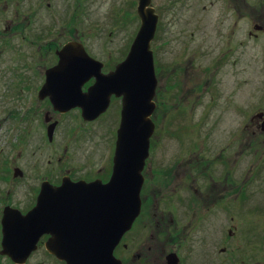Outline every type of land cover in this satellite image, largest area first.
<instances>
[{
  "label": "flooded vegetation",
  "instance_id": "1",
  "mask_svg": "<svg viewBox=\"0 0 264 264\" xmlns=\"http://www.w3.org/2000/svg\"><path fill=\"white\" fill-rule=\"evenodd\" d=\"M4 1L0 61L12 62L13 74L5 97L10 96V88L12 94L19 91V99L27 102L22 116L35 117L41 100L49 108L44 111L42 135L29 123L23 124L24 119L11 141L6 126L16 112L5 107L0 264H264V47L262 55L254 52L257 43L264 44V13L251 15L250 0H205L201 12L214 5L223 7L215 17L186 14L189 4L203 0H151L158 14L151 45L154 52L163 53L162 91L160 95L157 71L155 129L142 169L140 212L115 243L122 219L116 210L121 207L105 196L111 193L122 97L112 94L105 112L93 120H84L81 108L59 111L49 95L41 97L46 71L57 64L46 68L42 84V39L52 34L57 28L53 22L59 25L63 16L75 33L66 28L70 39L56 44V55L73 40L83 43L90 54L78 25L85 23L94 0H60L61 6L59 0ZM127 1L122 22L124 28L129 24L132 35L119 46H105L110 53L124 50L120 61L128 54L141 21L139 0ZM113 33L97 36L103 40ZM52 44L48 43L50 49ZM10 54L13 61H8ZM118 63L104 71L103 62V73L113 71ZM95 81V77L87 80L83 91ZM251 85L256 93L252 102ZM74 111L81 117L76 127L64 121ZM114 113L118 127L113 146L104 149L107 135L101 128L96 140L101 138L106 151L98 159L100 147L93 150L87 145L95 142L100 118L109 121L107 116ZM74 139L80 143L78 150ZM43 143L53 148L46 166L38 157ZM81 150L84 158L78 164L74 156ZM69 180L85 183V199L58 195ZM113 190L115 197L121 195V183L115 182ZM32 209L38 240L25 262L19 263L4 252L5 213L8 226H13L19 215ZM27 234H20L21 242ZM54 248L65 252L67 260Z\"/></svg>",
  "mask_w": 264,
  "mask_h": 264
},
{
  "label": "water",
  "instance_id": "2",
  "mask_svg": "<svg viewBox=\"0 0 264 264\" xmlns=\"http://www.w3.org/2000/svg\"><path fill=\"white\" fill-rule=\"evenodd\" d=\"M151 0H139L141 28L131 45L127 57L115 70L105 74L103 63L89 55L79 41H70L57 51L59 62L49 68L46 83L41 89V97L49 95L54 108L66 112L80 107L85 120H93L109 106L111 95L123 97L122 122L119 129L118 145L114 157L113 180L110 182L111 193L106 200H116L117 216L121 214V223L116 226L117 243L128 230L140 212V191L143 183L142 169L148 155L150 137L154 132L151 115L155 109L157 77L151 41L154 38L157 15L149 7ZM95 77L96 81L83 91L87 80ZM121 183V195L115 197L114 183ZM85 183L64 182L59 188V196L73 201L85 199ZM67 188V189H66ZM120 213V214H119ZM35 209L26 215H19L15 225L8 226V213H5L4 252L19 263L35 248L38 236L34 228ZM114 229V228H113ZM27 232L25 242L20 234ZM112 249V245L108 246ZM57 248H54L56 251ZM57 249V255L67 260V254ZM63 253V254H62Z\"/></svg>",
  "mask_w": 264,
  "mask_h": 264
},
{
  "label": "rangeland",
  "instance_id": "3",
  "mask_svg": "<svg viewBox=\"0 0 264 264\" xmlns=\"http://www.w3.org/2000/svg\"><path fill=\"white\" fill-rule=\"evenodd\" d=\"M196 1V0H195ZM208 1L203 0L202 2L199 3V5L197 4H189L186 7V14H199V13H203V14H207L211 17H215L221 13H223V7H220L219 5H214V6H210L205 12H201L202 6L204 3H207ZM126 3H128L127 0H94L93 4L90 6L91 7V13L89 16L86 17L85 23H81L78 25V28L80 29L81 32H85L84 35V39L82 41L85 42V45L87 46L86 48H88L90 54L103 61L106 65V67L104 68V71H107L111 68H114L115 64L118 63V61L120 62V58H122L126 52L121 51V53H110L109 51H107V48L105 49V46H119L120 44H122V42L127 38L130 39L131 35H132V28L129 26V24L126 26V28H124L125 24L123 25L122 19L124 14L126 13V11H128L127 9H129V7H126ZM58 5L61 6V1L59 0ZM250 14H261L264 13V0H250ZM5 1L4 0H0V32L5 31ZM63 12V11H61ZM61 23L58 25L55 22H53L54 26H55V30L52 31V34L47 37V38H43L42 39V51H41V68H42V84L44 82V71L46 70V68L54 63L57 62V55L55 53V49L57 47L58 44H63L65 43L67 40L70 39V34L66 33V28L69 27L72 31V35H74V31L75 28L72 24H68V22H65L66 19L63 18L62 16ZM52 20V19H51ZM140 22L138 21V27ZM60 28V30H59ZM190 30H192V28H190ZM109 31H114L113 33V37L111 38V36H107L105 38H102L103 40H100V38H98L97 35L102 36L104 34H107ZM2 39V37L0 36V40ZM264 42V38L263 40H261ZM113 42V43H112ZM48 43H53L52 44V48H49ZM57 44V45H56ZM2 47H4L5 50V43L3 42ZM252 46V45H251ZM254 52H259V55H262L261 52V48L264 47V44L262 42L257 43L255 46ZM12 50L10 49L8 52H11ZM252 51V50H251ZM5 54V52H4ZM155 60H156V68H158V76L160 78V89H159V94L161 95V91H162V86L161 84V77H162V70H161V65L163 63V53L161 50H158L157 52H155ZM171 55H173L171 53ZM8 57V54L7 56ZM253 57V54L251 53V58ZM12 54H10V59L8 61H13L12 59ZM4 59H5V55H4ZM252 62V61H251ZM11 67H12V62H1L0 61V71H1V75H3V77L1 78L2 80H0V125L3 127L0 130V155H4L5 154V107L7 105V108H13V110L16 112V114L8 121L7 126H6V133L9 134L10 140L12 141L15 136L18 133V128L19 126L22 124L21 122H24V119L26 120V122H24L23 124L29 123L31 125V127L35 128L37 133L42 135V132H45V122L44 121V111L46 110V108L48 109L49 107L46 105V101L41 100L40 101V107L38 108V110L33 114L35 115L32 117H28V116H22L20 112H22L24 109H26V103H25V99H19L18 97V93L19 91L16 90L15 94H12V89L10 88V91L8 92L10 94L9 97H5V92L9 89L10 86V82L12 80V72H11ZM253 73V70L251 69V75ZM15 80L17 79V77L14 78ZM8 83V88L6 87L7 83ZM11 85H13V82H11ZM6 89V91H5ZM251 102L256 98L255 97V91L253 86L251 85ZM25 100V101H24ZM39 103V102H38ZM6 108V109H7ZM109 121L104 120V118H100V120L95 124L96 127V135L94 137H96L94 140L95 142L93 144L87 145V146H91L96 150L98 149V146L100 147L101 151L99 154L98 159H102V152L104 149H106V145L110 146L112 148V144H113V138L115 135V128L118 127V118H117V114L114 113V115L112 114V117L107 116ZM80 114L77 111H74L72 115L65 117V122L71 123L72 125H74V127H76L80 120ZM33 120V121H31ZM34 125H32V124ZM22 124V125H23ZM27 126H30L28 124H26ZM101 128H105L104 131L107 135V138H104V149L102 148V146L100 145V139H98V135L102 134L103 131L101 132ZM100 133V134H99ZM101 136V135H100ZM42 138V137H41ZM14 141V140H13ZM42 141V140H41ZM60 139L58 140V146L60 145ZM74 141V148L75 150H78V145L80 143H77ZM52 149L51 147L45 145L44 143L42 144V149L40 154H38V157L41 159V163L43 164V166L47 165V160L49 158H53L52 157ZM103 149V150H102ZM3 150V151H2ZM17 152V150L15 151ZM78 155L74 156V160L79 164L81 163V158H84V151H77ZM102 154V156L100 157V155ZM2 264V263H1ZM3 264H5V262H3Z\"/></svg>",
  "mask_w": 264,
  "mask_h": 264
}]
</instances>
